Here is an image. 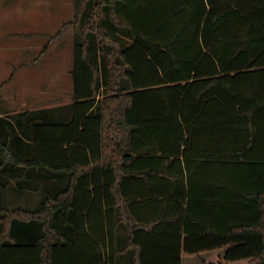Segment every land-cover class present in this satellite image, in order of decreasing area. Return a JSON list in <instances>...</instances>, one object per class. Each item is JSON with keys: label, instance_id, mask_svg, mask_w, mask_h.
Wrapping results in <instances>:
<instances>
[{"label": "trees", "instance_id": "trees-1", "mask_svg": "<svg viewBox=\"0 0 264 264\" xmlns=\"http://www.w3.org/2000/svg\"><path fill=\"white\" fill-rule=\"evenodd\" d=\"M73 6L71 102L0 114V264H264V0Z\"/></svg>", "mask_w": 264, "mask_h": 264}, {"label": "rangeland", "instance_id": "rangeland-1", "mask_svg": "<svg viewBox=\"0 0 264 264\" xmlns=\"http://www.w3.org/2000/svg\"><path fill=\"white\" fill-rule=\"evenodd\" d=\"M73 16V0H0V114L59 113L71 102ZM208 254H184L182 264Z\"/></svg>", "mask_w": 264, "mask_h": 264}]
</instances>
